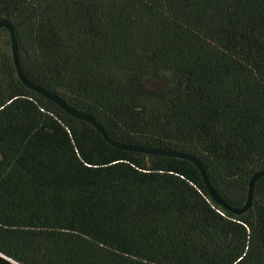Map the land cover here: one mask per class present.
Returning a JSON list of instances; mask_svg holds the SVG:
<instances>
[{
    "label": "trees",
    "instance_id": "obj_1",
    "mask_svg": "<svg viewBox=\"0 0 264 264\" xmlns=\"http://www.w3.org/2000/svg\"><path fill=\"white\" fill-rule=\"evenodd\" d=\"M27 78L114 139L190 154L227 202L264 169V0H0ZM0 264H264L189 160L119 149L19 78L0 28Z\"/></svg>",
    "mask_w": 264,
    "mask_h": 264
},
{
    "label": "water",
    "instance_id": "obj_2",
    "mask_svg": "<svg viewBox=\"0 0 264 264\" xmlns=\"http://www.w3.org/2000/svg\"><path fill=\"white\" fill-rule=\"evenodd\" d=\"M0 28H6L9 31L10 37H11V45H12V53H13V58L15 62V67L18 73V76L20 80L31 90L51 99L55 103H57L63 110H65L67 113L80 118L82 120H85L89 123H91L102 135L103 137L107 140L108 143L111 145L122 149L126 151H133V152H141V153H146V154H152V155H166V156H173V157H178V158H183L186 160L191 161L201 172L204 181L207 185L208 191L212 198L223 208L226 210L232 212L233 214L236 215H242L246 213L252 206L253 200H254V195H255V186L258 182L259 179L264 177V169L258 171L255 173L250 180L249 183V192H248V197L244 205L242 206H235L227 202L221 195L217 192V190L214 188L212 185L210 178L207 174V171L202 164V162L195 156H192L190 154H185V153H179L175 151H168V150H163V149H156L152 147H145V146H138V145H132L129 143L121 142L118 141L114 138H112L105 128L99 123L95 118L90 117L88 115H84L80 113L79 111L75 110L73 107L69 106L64 100H62L59 96L45 90L39 85H36L32 81H30L27 76L24 74L22 65H21V60H20V54H19V47H18V39H17V33L14 25L9 21V20H1L0 21Z\"/></svg>",
    "mask_w": 264,
    "mask_h": 264
}]
</instances>
